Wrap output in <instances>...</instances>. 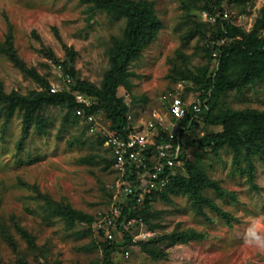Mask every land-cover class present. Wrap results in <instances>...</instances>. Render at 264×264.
<instances>
[{
  "label": "rangeland",
  "instance_id": "1",
  "mask_svg": "<svg viewBox=\"0 0 264 264\" xmlns=\"http://www.w3.org/2000/svg\"><path fill=\"white\" fill-rule=\"evenodd\" d=\"M147 1L153 3L162 27L156 40L128 66V84L119 87L117 95L131 109L132 120L148 119L152 112H158V117L175 129L181 125L170 117L169 104L161 97L171 93L192 100L198 95V86L184 83L174 69L186 67L197 73L206 64L201 49L204 42L196 28L212 24L201 15L202 10L185 8L188 0ZM225 8L236 24L248 31L260 16L264 0H236ZM123 25L124 20L116 21L81 0H0V44L11 33L21 60L59 88L65 86L57 65L66 59L77 79L99 87L109 68L111 39L122 35ZM0 83L6 93L28 95L43 90L1 51ZM219 108L264 111V77L248 84L241 93L227 91L219 99ZM43 114L46 132L37 133L32 127L21 151L17 142L22 134V112H15L6 130L0 116V264H100L99 242L106 239L95 221L112 203L117 179L110 150L105 141L99 140L100 133L89 134L80 120L63 124L65 110L59 106H45ZM220 130L219 125L198 120L197 126L180 134L187 158L235 196L236 200H231L206 191L233 216L231 223L209 210H205L206 218L196 215L187 195L151 197L148 204L139 207L143 210V226L128 230L131 243L113 252L114 264H264V254L242 241L248 221L264 214V163L253 157L257 189H252L235 169L231 149L213 150L201 143L206 133ZM41 194L93 216L94 221L91 225H71L49 215ZM192 230L203 233L204 238L171 243L169 236L173 233ZM145 233L148 235L143 237ZM139 242H148V249L159 256L153 258Z\"/></svg>",
  "mask_w": 264,
  "mask_h": 264
},
{
  "label": "trees",
  "instance_id": "2",
  "mask_svg": "<svg viewBox=\"0 0 264 264\" xmlns=\"http://www.w3.org/2000/svg\"><path fill=\"white\" fill-rule=\"evenodd\" d=\"M199 1L188 0L184 6L187 9L193 7L202 10L201 15L205 14L206 16L203 17L206 20H208L207 16L215 19L213 22L208 20L212 25L207 28H196V31L201 33L204 42L201 49L206 58V64L198 69L197 73L189 71L186 67H175L174 72L184 83L192 82L198 86L202 111L186 115L177 125L189 126L188 131L198 125V120H202L206 125H219L221 130L206 133L201 143L213 150L223 147L231 149L235 169L246 177L249 187L257 189L253 157L258 156L264 163V111L219 108V99L227 91L235 90L241 93L248 84L264 77V8L252 28L245 31L240 24H236L233 14L225 8V4L236 0H203L200 5ZM81 2L87 4L91 9H100L106 12L116 21L124 20L122 35L111 39V46L107 53L109 68L99 87L85 80L77 79L74 69L69 67V62L66 59L57 66L60 67L64 75L62 82L67 76L71 79V83L56 92H51V84L42 79L36 71L28 68L18 56L11 33H7L5 40L0 44V51L6 54L14 67L32 77L43 88L41 91H32L28 95H21L15 92L6 93L0 83V116L3 117V128L6 130L16 111L22 112V134L17 142L18 151L24 148L25 140L30 135L32 127L37 133L46 132V118L43 114L45 106L53 105L64 109L63 124L69 122L70 119L73 122L77 120L83 122V119L75 114L78 105L73 94L76 91L96 99L97 105L87 112H100L111 122L110 127L115 133H123V127L129 123L127 116L131 114V109L118 97V88L127 86L128 66L139 59L142 51L156 40L162 27L161 21L153 3L147 0L138 2L133 0H81ZM213 53L216 55L213 56ZM49 57L55 62L58 61L52 54H49ZM84 125L88 130V125L85 123ZM187 130L181 129L180 137ZM99 140L104 141L103 139ZM179 162L181 165L176 169L169 185L164 191L154 196L158 195L162 199H168L169 193L187 195L191 199L192 210L196 215L206 218L205 210H209L227 223H231L233 216L219 207L206 194V191L212 190L220 198L231 200H236L235 196L222 188L217 181L208 178L194 161L187 158L184 142H182ZM40 198L44 201L46 213L58 216L71 225L75 222L91 225L94 221L93 216L75 209L69 204L57 202L46 194H41ZM150 199L146 198L142 204H148ZM125 203L121 205L123 218L142 217L145 221L143 210H139L142 204L137 206L136 199ZM19 229L22 235L31 241L28 233L22 228ZM113 233L114 239L105 238V241L99 242L102 249L100 264H114L111 258L113 252L118 247L131 243L132 236L124 230L122 223H120L118 231ZM118 234L120 235L119 240ZM203 238V233L193 230L173 233L169 236L172 244L188 243ZM139 244L153 258L159 256L158 252L151 250L152 248L148 249V242H139Z\"/></svg>",
  "mask_w": 264,
  "mask_h": 264
},
{
  "label": "built area",
  "instance_id": "3",
  "mask_svg": "<svg viewBox=\"0 0 264 264\" xmlns=\"http://www.w3.org/2000/svg\"><path fill=\"white\" fill-rule=\"evenodd\" d=\"M207 17L209 21H215L213 17ZM57 67L60 69L59 66ZM70 83L71 79L65 76L62 84L67 86ZM60 89L59 85L51 83V92ZM73 97L78 105L75 114L88 125L87 132L100 133V138L106 142L111 153L112 169L117 178L113 184L112 203L108 210L99 214L95 225L106 239L112 240L115 238L113 232L118 231L120 223L126 231L134 226H143L141 217L123 218L121 205L136 199L137 206H140L146 198L150 199L166 189L176 169L181 165L179 158L182 152V140L179 132L181 129L187 130L189 126H177L178 128L173 129L165 120L163 122L158 117V112H152L148 119L139 118L135 121L129 114L127 116L129 123L123 127V133L117 134L111 129V122L106 121L100 112H87L97 105L94 97L77 91L74 92ZM161 98L164 102H168V113L176 122L190 113L197 114L202 111V100L198 95L192 100L171 93L164 94ZM147 235L148 233H145L143 237Z\"/></svg>",
  "mask_w": 264,
  "mask_h": 264
},
{
  "label": "clouds",
  "instance_id": "4",
  "mask_svg": "<svg viewBox=\"0 0 264 264\" xmlns=\"http://www.w3.org/2000/svg\"><path fill=\"white\" fill-rule=\"evenodd\" d=\"M243 244L264 254V214L252 217L242 235Z\"/></svg>",
  "mask_w": 264,
  "mask_h": 264
}]
</instances>
